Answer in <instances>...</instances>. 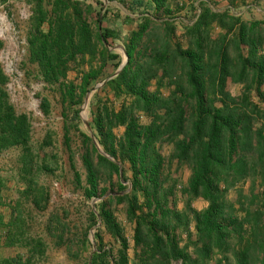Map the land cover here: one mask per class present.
I'll use <instances>...</instances> for the list:
<instances>
[{"label": "trees", "instance_id": "obj_1", "mask_svg": "<svg viewBox=\"0 0 264 264\" xmlns=\"http://www.w3.org/2000/svg\"><path fill=\"white\" fill-rule=\"evenodd\" d=\"M199 3L179 31L171 0H130L124 19L134 25L122 42L126 62L116 72L122 58L107 44L119 36L103 25L106 13H100L101 1L32 0L28 59L37 65L42 80L58 84L63 99L71 103H79L103 81L97 91L104 90L106 96L95 94L90 126L97 145L116 162L99 153L91 137L82 133L86 171L82 190L86 198L98 195L100 166L118 174L117 161L128 165L130 189L114 198L125 203L126 218L134 225L138 264H264V19L244 18L249 6H240L237 0H227L218 10L209 0ZM97 5L94 33L85 14ZM109 61H115V71L102 79ZM72 64H82L78 84L66 81ZM228 80L243 85L240 94L229 91ZM5 81L0 70V150L21 148L20 195L45 208V188H41L43 205L35 194L37 175L52 168L30 146L29 117L14 110ZM141 117L147 122L142 123ZM119 127L123 130L117 135ZM164 142L173 146L172 156L191 170L185 190L190 200L207 202L200 210L186 204L191 217L168 204L175 183L163 184L159 147ZM74 177L79 184L76 171ZM119 177V189L126 190L128 185ZM122 179L126 180L123 175ZM246 179L251 181L248 204L240 202L238 209L226 194ZM1 182L0 244L19 250L0 258V264H35L36 256L44 254L45 242L25 228L20 211L5 220ZM99 206L101 223L121 246L115 257L110 248H103L99 233L94 234L97 243L89 264H128L121 225L107 202ZM92 217L96 224L93 213ZM190 218L194 239L188 236L181 245L174 230L182 227L189 233Z\"/></svg>", "mask_w": 264, "mask_h": 264}, {"label": "rangeland", "instance_id": "obj_2", "mask_svg": "<svg viewBox=\"0 0 264 264\" xmlns=\"http://www.w3.org/2000/svg\"><path fill=\"white\" fill-rule=\"evenodd\" d=\"M83 1L92 3L95 0ZM98 1L103 3L100 13H106L103 25L115 30L119 36L111 44H107L108 50L121 56V62L117 67L119 68L122 63L126 62L122 46L123 38L134 25L124 19V15L130 13L127 10L130 0ZM199 2L200 0H171L173 15L178 17L176 24L179 31L182 30L184 23L193 18ZM237 3L240 6L247 4L246 7L249 6L248 10L243 11L244 18L264 19V0H237ZM209 5L216 10L225 7L215 0H209ZM32 6V0H0V70L6 76L3 87L7 92L9 102L17 113H25L29 117L30 146L39 153V158L46 159L42 162H45L52 170L41 171L37 175L39 185L35 194L40 204L44 203L41 188H45L48 194L46 207L38 208L26 196L20 195L23 185L18 183L17 170L21 148L14 146L0 150V180L2 181V196L5 199L1 208L3 216L5 220H9L14 213L17 214L20 211L25 219V228L32 235L43 239L45 251L41 257L36 256L35 264H89L90 255L96 249L97 241L94 239V234L99 233L103 248H110L115 257L121 246L101 223L98 214L99 205L105 201L121 225L127 244L128 264H138L133 250L134 225L126 218L125 203H118L114 198L115 194H121L130 189L131 175L128 165L117 161L118 174H111L107 168L100 166L97 175L98 195L86 198L82 190L86 185V171L81 159L85 150V139L82 133L90 136L92 142L98 147V152L104 154L97 145L93 135L94 130L90 126V110L95 105V94L99 92L101 97L106 96L104 90L97 91L103 81L96 83L94 89L87 92L79 103H71L63 99L64 94L60 91L58 84L49 85L42 80L37 65L28 59L27 36ZM99 7L97 5L95 9L85 14L94 33L98 30L95 12L99 10ZM114 62L109 61L101 75L102 79L111 76L115 71ZM73 65L67 72L66 81L78 84L82 64ZM227 87L233 95H238L243 90L242 84L232 83L230 80H228ZM151 88L153 89L154 85ZM161 90L168 91L165 87ZM252 99L258 100L254 94ZM76 110H78V118L75 117ZM82 114L86 117L83 118ZM140 121L145 123L147 119L141 117ZM122 130L121 127L116 128L115 133L120 135ZM45 140L49 142L47 146L43 145ZM41 145L43 148H40ZM159 149L164 158L163 184L168 187L175 183L173 191L168 196L169 206L177 211H186L188 214L190 213L186 210L188 203L195 209L204 208L207 205L206 201L201 198L190 200L185 191L191 175L189 166L179 163L172 156L173 146L170 143H162ZM92 157L96 162V153H92ZM109 159L116 162L110 156ZM75 171L80 177L79 184L75 181ZM122 175L126 180L122 179ZM119 176H121L122 184L128 185L126 190L119 189ZM250 184V179L242 180L227 191L228 200L234 203L236 208H241L240 202H245V206L248 204L246 197L250 194ZM92 213L96 217V224H93ZM189 216L191 217L190 214ZM174 233L181 245L188 241V236H191L193 240L194 228L191 218L189 233L182 227L176 228ZM18 250L16 246L9 247L0 244V258L14 255ZM171 264H181V262L172 261Z\"/></svg>", "mask_w": 264, "mask_h": 264}, {"label": "crops", "instance_id": "obj_3", "mask_svg": "<svg viewBox=\"0 0 264 264\" xmlns=\"http://www.w3.org/2000/svg\"><path fill=\"white\" fill-rule=\"evenodd\" d=\"M215 1H217L223 7L227 5V0H215Z\"/></svg>", "mask_w": 264, "mask_h": 264}, {"label": "water", "instance_id": "obj_4", "mask_svg": "<svg viewBox=\"0 0 264 264\" xmlns=\"http://www.w3.org/2000/svg\"><path fill=\"white\" fill-rule=\"evenodd\" d=\"M125 64V62L124 63H122L120 66H119V68L117 69V71L116 72H118L122 67H123V65ZM86 125H87V123H86ZM88 126V125H87ZM103 152V151H102ZM104 153V152H103ZM105 154V153H104ZM105 156L106 157H108L109 158V156L108 155H106L105 154Z\"/></svg>", "mask_w": 264, "mask_h": 264}, {"label": "bare ground", "instance_id": "obj_5", "mask_svg": "<svg viewBox=\"0 0 264 264\" xmlns=\"http://www.w3.org/2000/svg\"><path fill=\"white\" fill-rule=\"evenodd\" d=\"M82 116H83V118H85V117H86V115H85V114H82Z\"/></svg>", "mask_w": 264, "mask_h": 264}]
</instances>
